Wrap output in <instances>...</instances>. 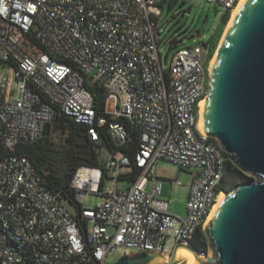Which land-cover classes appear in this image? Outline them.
Wrapping results in <instances>:
<instances>
[{
    "label": "built area",
    "instance_id": "1",
    "mask_svg": "<svg viewBox=\"0 0 264 264\" xmlns=\"http://www.w3.org/2000/svg\"><path fill=\"white\" fill-rule=\"evenodd\" d=\"M204 1L216 2L225 15L239 0ZM155 5L0 0V146L10 153L0 156V264H109L116 250L121 257L155 252L169 260L176 246L190 247L204 233L229 159L198 129L210 58L194 45L162 61ZM91 87L100 90V107ZM56 110L87 127L99 160L78 166L70 178L75 213L59 192L46 189L26 157L13 154L42 137ZM128 126L137 133L132 154L102 142L99 129L106 127L112 146L123 147ZM158 160L193 171L183 217L152 206L162 192V179L153 174ZM133 167L138 174L130 182ZM107 181L113 188L104 192ZM120 181L128 186L119 189ZM86 193L104 200L84 208Z\"/></svg>",
    "mask_w": 264,
    "mask_h": 264
},
{
    "label": "water",
    "instance_id": "2",
    "mask_svg": "<svg viewBox=\"0 0 264 264\" xmlns=\"http://www.w3.org/2000/svg\"><path fill=\"white\" fill-rule=\"evenodd\" d=\"M204 98L203 133L252 177L224 193L204 230L205 254L176 246L169 260L140 252L113 264H177L178 248L205 256L191 264H264V0L240 4L208 70Z\"/></svg>",
    "mask_w": 264,
    "mask_h": 264
},
{
    "label": "rangeland",
    "instance_id": "3",
    "mask_svg": "<svg viewBox=\"0 0 264 264\" xmlns=\"http://www.w3.org/2000/svg\"><path fill=\"white\" fill-rule=\"evenodd\" d=\"M156 3L155 12L160 18L161 34L160 54L162 61L167 54L169 59L171 55L179 48L200 45L203 54L210 52V40L215 37L220 28L223 17V9L216 2H206L204 0H152ZM229 13L216 48L224 32L225 26L230 19ZM175 41L172 48H169V42ZM215 48V50H216ZM213 51V54L215 52ZM212 54V56H213ZM211 56V58H212ZM210 58V59H211ZM211 61V60H210ZM57 137L56 134L53 135ZM192 172V171H191ZM121 173H129L128 168L121 169ZM243 177L225 176L223 189L226 193L236 185L247 182L252 176L241 172ZM153 174L161 177L162 192L156 197L158 200L170 201L168 204H162L163 211L169 214L183 217L185 215L186 187L189 180V171H180L175 165L163 160H158L153 166ZM111 176V174H109ZM171 180L180 181L181 185H171ZM128 186L126 181H120L119 189H125ZM113 188L111 181H107L103 187L106 192ZM104 197L97 194H83L82 206L84 208H93L97 203L102 202ZM64 206L71 213H75V206L64 202ZM200 254V253H199ZM122 255V251H114L108 258V263L117 262Z\"/></svg>",
    "mask_w": 264,
    "mask_h": 264
},
{
    "label": "trees",
    "instance_id": "4",
    "mask_svg": "<svg viewBox=\"0 0 264 264\" xmlns=\"http://www.w3.org/2000/svg\"><path fill=\"white\" fill-rule=\"evenodd\" d=\"M228 15L229 14L227 13L223 15L217 34L209 42V58H211L213 51L216 48ZM173 43H175L174 40L169 43V48H172ZM90 89L96 90V93H93L94 103L100 107L103 104L100 90L97 87H91ZM128 129L131 138L120 148L112 146L106 133V127L99 129V133L102 142L109 149L118 150L130 155L134 152L137 144V133L130 128V126H128ZM54 134H56L57 137H54ZM94 147V143L89 139L87 127L75 123L62 112L56 110L53 120L48 125L47 132H44L38 141L30 145L17 146L15 151H13V154L26 157L31 162L35 171L41 176L46 189L50 192H59V196L62 200L73 205V195L68 187L70 178L75 169L80 165H99V160L95 155ZM9 154V152L5 151L0 146L1 157ZM224 155L228 158L227 154L224 153ZM137 174L138 169L133 167L132 173L129 174V181H133ZM226 175L243 177L241 171H239L229 159L225 163V176ZM225 176L224 179L226 178ZM223 185L224 180L218 190L223 189ZM190 247L196 252L205 254L208 249L205 234L198 231L190 242Z\"/></svg>",
    "mask_w": 264,
    "mask_h": 264
},
{
    "label": "bare ground",
    "instance_id": "5",
    "mask_svg": "<svg viewBox=\"0 0 264 264\" xmlns=\"http://www.w3.org/2000/svg\"><path fill=\"white\" fill-rule=\"evenodd\" d=\"M243 1H244V0H239L238 3H237V5L235 6V8H234V9L232 10V12H231L230 19H229V21H227L228 23H227L226 26H225V29H224V32H223V34H222V37H221V39H220V41H219V44H218V46H217V48H216V50H215V52H214L212 58L210 59L211 61L209 62V73L211 72V70H212V68H213L214 61H215V58H216V55H217V51H218V48H219V46H220V44H221V41H222V39H223V36H224V34H225L227 28L229 27V25H230L232 19H233L234 16L236 15V13H237V11H238V9H239L240 4H241ZM204 105H205V98L201 101V103H200V109H199L198 129H199L201 132H203V127H202V114H203V111H204ZM224 195H225V194H224L223 192H221V193L217 196V198H216V202H215V204H214V206H213V208H212V210H211V212H210V214H209V216H208V218H207V220H206V222H205V224H204V230H205V228H206V225H207L208 221L210 220L211 216H212L213 213L215 212L216 208L218 207V205H219V203H220V201H221V199L223 198ZM175 255H176L177 258H180L181 260L184 261L183 264H191L192 262L197 261L198 259H204V258H205V256L202 255V254H193V253H191L190 251H188V250H186V249H183V248L178 249V250L176 251V254H175ZM177 264H178V263H177Z\"/></svg>",
    "mask_w": 264,
    "mask_h": 264
},
{
    "label": "crops",
    "instance_id": "6",
    "mask_svg": "<svg viewBox=\"0 0 264 264\" xmlns=\"http://www.w3.org/2000/svg\"><path fill=\"white\" fill-rule=\"evenodd\" d=\"M192 174H193V171H189V180L187 182V186L189 185L190 181H191V177H192ZM157 178H160L161 177H158V176H155ZM152 184H153V181L151 179H148L145 183V186H144V189L145 191L147 192H150L151 189H152ZM187 191H188V187H186V191H185V195L187 196ZM168 204L166 203V201H163V200H158L156 197L153 198V202H152V206L157 209L158 211H161V212H164V213H168V212H165L163 211V208H162V204Z\"/></svg>",
    "mask_w": 264,
    "mask_h": 264
}]
</instances>
